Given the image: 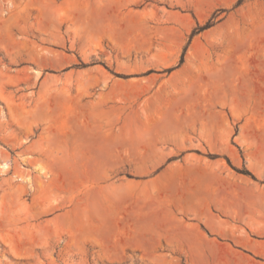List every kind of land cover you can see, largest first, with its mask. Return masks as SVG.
I'll return each mask as SVG.
<instances>
[{
  "label": "rangeland",
  "instance_id": "1",
  "mask_svg": "<svg viewBox=\"0 0 264 264\" xmlns=\"http://www.w3.org/2000/svg\"><path fill=\"white\" fill-rule=\"evenodd\" d=\"M0 264H264V0H0Z\"/></svg>",
  "mask_w": 264,
  "mask_h": 264
},
{
  "label": "trees",
  "instance_id": "2",
  "mask_svg": "<svg viewBox=\"0 0 264 264\" xmlns=\"http://www.w3.org/2000/svg\"><path fill=\"white\" fill-rule=\"evenodd\" d=\"M209 25H206L205 28H207Z\"/></svg>",
  "mask_w": 264,
  "mask_h": 264
},
{
  "label": "bare ground",
  "instance_id": "3",
  "mask_svg": "<svg viewBox=\"0 0 264 264\" xmlns=\"http://www.w3.org/2000/svg\"><path fill=\"white\" fill-rule=\"evenodd\" d=\"M105 187V186H104Z\"/></svg>",
  "mask_w": 264,
  "mask_h": 264
}]
</instances>
